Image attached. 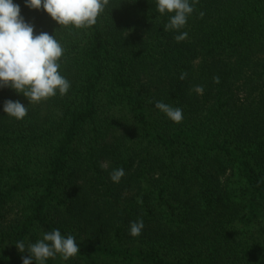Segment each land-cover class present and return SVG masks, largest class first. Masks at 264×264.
<instances>
[{"label":"trees","instance_id":"1","mask_svg":"<svg viewBox=\"0 0 264 264\" xmlns=\"http://www.w3.org/2000/svg\"><path fill=\"white\" fill-rule=\"evenodd\" d=\"M13 2L61 43L71 86L30 104L0 88V264L53 229L80 252L47 264H264V0H196L181 42L155 0H109L82 29Z\"/></svg>","mask_w":264,"mask_h":264},{"label":"clouds","instance_id":"2","mask_svg":"<svg viewBox=\"0 0 264 264\" xmlns=\"http://www.w3.org/2000/svg\"><path fill=\"white\" fill-rule=\"evenodd\" d=\"M109 0H24V6L30 10L43 9L59 27L90 28L97 23L98 16L105 10ZM196 0H155V11L168 16L166 31L179 33L177 42L183 41L187 32L185 27L194 12ZM20 5L13 0H0V88L8 87L22 95L30 103H39L58 94L64 96L70 89L69 80L60 69V60L64 54L61 43L47 32L34 34L35 27L20 14ZM203 16V13H200ZM181 73L180 79L186 77ZM218 83L219 78H214ZM197 94H203V87L195 86ZM155 108L169 120L180 123L183 110L163 102H156ZM3 113L17 121L23 120L28 108L19 100H5ZM123 168L113 169L110 179L118 183L124 176ZM144 228L142 219L130 222L129 235L138 237ZM18 252H27L22 256V264H47L49 259L60 256L67 261L80 252L79 244L73 235H63L59 229H53L42 235L35 243L18 241Z\"/></svg>","mask_w":264,"mask_h":264}]
</instances>
